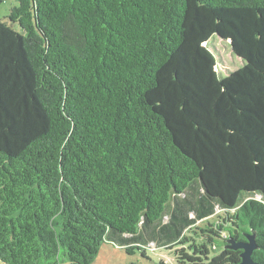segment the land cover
<instances>
[{
    "label": "trees",
    "instance_id": "16d2710c",
    "mask_svg": "<svg viewBox=\"0 0 264 264\" xmlns=\"http://www.w3.org/2000/svg\"><path fill=\"white\" fill-rule=\"evenodd\" d=\"M17 1L0 20V260L93 264L112 243L240 264L230 240L254 233L264 263V0ZM214 35L244 66L218 71Z\"/></svg>",
    "mask_w": 264,
    "mask_h": 264
},
{
    "label": "rangeland",
    "instance_id": "374dc122",
    "mask_svg": "<svg viewBox=\"0 0 264 264\" xmlns=\"http://www.w3.org/2000/svg\"><path fill=\"white\" fill-rule=\"evenodd\" d=\"M19 6L17 0H4L0 5V20H8L7 17L13 10V8ZM17 30L21 31L19 26H15ZM209 47L216 54L218 59L217 69L223 75L227 76L230 72L244 66V60L233 53L229 41L220 38L218 35H214L209 41ZM257 198H262V195H257ZM224 215L223 211L214 215L210 219L199 223L198 226L205 227L207 222L217 221L218 216ZM199 240V238H197ZM179 248V247H178ZM175 250L157 249L155 251H148V258L144 257L141 251L136 250V253L129 254L125 249L112 244L106 243L102 246L100 253L98 254L93 264H160L161 260H166L169 264L175 261ZM0 264H7L0 260ZM69 264V263H64Z\"/></svg>",
    "mask_w": 264,
    "mask_h": 264
},
{
    "label": "water",
    "instance_id": "95a60500",
    "mask_svg": "<svg viewBox=\"0 0 264 264\" xmlns=\"http://www.w3.org/2000/svg\"><path fill=\"white\" fill-rule=\"evenodd\" d=\"M246 238L247 239L245 241H239V242L230 240V242L232 243V245H229L230 248L235 250H242L241 252L242 261L240 264H264L253 258L254 251L259 248L256 241V235L254 233L251 234L247 233Z\"/></svg>",
    "mask_w": 264,
    "mask_h": 264
}]
</instances>
